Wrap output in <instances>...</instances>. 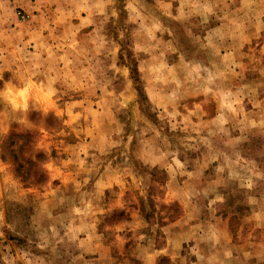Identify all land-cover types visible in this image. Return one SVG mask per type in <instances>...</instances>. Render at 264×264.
Here are the masks:
<instances>
[{
  "label": "rangeland",
  "instance_id": "374dc122",
  "mask_svg": "<svg viewBox=\"0 0 264 264\" xmlns=\"http://www.w3.org/2000/svg\"><path fill=\"white\" fill-rule=\"evenodd\" d=\"M197 259L264 264V0H0V264Z\"/></svg>",
  "mask_w": 264,
  "mask_h": 264
},
{
  "label": "trees",
  "instance_id": "16d2710c",
  "mask_svg": "<svg viewBox=\"0 0 264 264\" xmlns=\"http://www.w3.org/2000/svg\"><path fill=\"white\" fill-rule=\"evenodd\" d=\"M131 71L135 74H138L137 64L136 61L133 63V68ZM23 137L24 141H21V143L18 144V146H15L17 144V140L13 137ZM12 137V138H11ZM30 137V133L24 132V133H16L15 131H11L10 138H9V146H10V152L12 156V161L15 169V173L25 181L28 178V174L30 172V168L33 165H36V163H41L43 159L45 158V153L43 151H37L35 156L31 158V156L26 155V153L23 151V145L26 144L25 139H28ZM40 180L45 179V173L42 171L41 173L38 172Z\"/></svg>",
  "mask_w": 264,
  "mask_h": 264
},
{
  "label": "crops",
  "instance_id": "0c3cea01",
  "mask_svg": "<svg viewBox=\"0 0 264 264\" xmlns=\"http://www.w3.org/2000/svg\"><path fill=\"white\" fill-rule=\"evenodd\" d=\"M149 254H151V253H149ZM209 255H210V253H209ZM208 257V254L205 256V258H207ZM229 262V261H228ZM190 262H188V261H185L184 263L182 262L181 264H189ZM196 264H202V262L200 261V260H196ZM226 264H229V263H226Z\"/></svg>",
  "mask_w": 264,
  "mask_h": 264
},
{
  "label": "built area",
  "instance_id": "2783aa9c",
  "mask_svg": "<svg viewBox=\"0 0 264 264\" xmlns=\"http://www.w3.org/2000/svg\"><path fill=\"white\" fill-rule=\"evenodd\" d=\"M18 13H20V14H21V11H18ZM22 17H24V15H22Z\"/></svg>",
  "mask_w": 264,
  "mask_h": 264
}]
</instances>
